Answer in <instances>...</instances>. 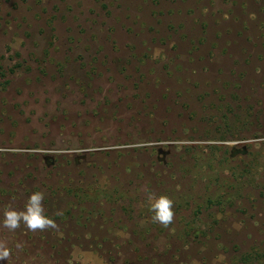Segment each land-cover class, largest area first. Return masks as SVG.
<instances>
[{
	"label": "rangeland",
	"instance_id": "rangeland-1",
	"mask_svg": "<svg viewBox=\"0 0 264 264\" xmlns=\"http://www.w3.org/2000/svg\"><path fill=\"white\" fill-rule=\"evenodd\" d=\"M37 191L58 229L4 227ZM0 246L264 264V0H0Z\"/></svg>",
	"mask_w": 264,
	"mask_h": 264
},
{
	"label": "clouds",
	"instance_id": "clouds-1",
	"mask_svg": "<svg viewBox=\"0 0 264 264\" xmlns=\"http://www.w3.org/2000/svg\"><path fill=\"white\" fill-rule=\"evenodd\" d=\"M45 193L42 191L34 192L28 198L23 210L9 208L4 212L3 226L9 230H15L21 223L26 225L29 230L58 229L59 225L54 219L46 215L44 207ZM149 210L153 213L151 220L164 227L173 223L175 218L174 200L167 194L159 196L151 194L148 197ZM59 215V213H57ZM8 256V251L0 246V258Z\"/></svg>",
	"mask_w": 264,
	"mask_h": 264
},
{
	"label": "trees",
	"instance_id": "trees-1",
	"mask_svg": "<svg viewBox=\"0 0 264 264\" xmlns=\"http://www.w3.org/2000/svg\"><path fill=\"white\" fill-rule=\"evenodd\" d=\"M258 256H259V255H258ZM257 258H259V257H245V258L243 259V262H244V263H248L247 261L252 260V259H257Z\"/></svg>",
	"mask_w": 264,
	"mask_h": 264
}]
</instances>
